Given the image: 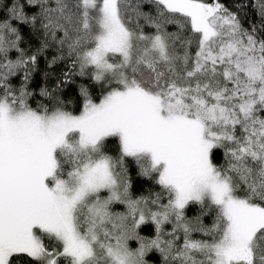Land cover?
Listing matches in <instances>:
<instances>
[{
  "label": "snow or ice",
  "instance_id": "obj_1",
  "mask_svg": "<svg viewBox=\"0 0 264 264\" xmlns=\"http://www.w3.org/2000/svg\"><path fill=\"white\" fill-rule=\"evenodd\" d=\"M0 6V264H149L153 252L162 264H264V0L248 27L243 0L237 11L220 0ZM23 26L40 39L31 54ZM49 48V67L70 59L79 72L41 87L32 107L31 74ZM72 75L101 92L97 102L81 85L79 114L58 94ZM129 158L161 191L133 197ZM149 221L155 236H140Z\"/></svg>",
  "mask_w": 264,
  "mask_h": 264
},
{
  "label": "trees",
  "instance_id": "obj_2",
  "mask_svg": "<svg viewBox=\"0 0 264 264\" xmlns=\"http://www.w3.org/2000/svg\"><path fill=\"white\" fill-rule=\"evenodd\" d=\"M205 2H211V0H205ZM244 3L249 4V7L245 9V11L240 13L241 20L245 27L249 26L251 21H259V17L254 8L251 7V3H254L255 0H243ZM7 3V0H5ZM220 3L224 4L227 8L232 11H237V6L240 3V0H220ZM4 9L0 6V12H3ZM171 30V29H170ZM22 33L24 36V40L21 44L26 51L31 54L39 47L40 39L39 36L34 33L30 27L23 26ZM58 53L55 48L47 49L42 55L38 57L36 70L32 72L29 91L33 93V96L29 98V103L32 107L37 106V102L42 101L43 98L39 96L40 88L43 86L52 89L56 86L57 82H62L64 79V73L66 72H79V67L72 69L70 67L71 60L63 59L55 64H52L49 67V62L52 60L54 56ZM11 58L15 59L16 54L10 53ZM22 73L13 78L12 83L14 85H19L21 82ZM71 83H69L66 87L61 84V88L58 94L65 100L69 101L67 104V110L73 112L74 114H78L81 108L80 103V95H79V87L81 85L89 88L90 94L94 100L98 102L99 97L101 96L99 85L95 84L90 75L80 76V75H72ZM105 151L112 156H117L119 152L118 141L115 138H109L105 142ZM218 160L216 161L218 164H224V155L223 150L221 149L218 152ZM128 174L131 183L130 192L133 197L139 196H147L150 192L155 193L161 191L160 187L155 184L154 180L149 177H144L139 174V169L129 158L128 161ZM115 211H124V206L119 205L113 206ZM200 213V205L198 204H190L186 209V215L189 218H193ZM213 220V215H209L204 217V223L211 224ZM165 230L170 231L171 225H165ZM138 233L140 236L145 238H153L155 236V226L149 221L142 224L138 229ZM195 238H201L199 233L193 234ZM182 242V241H181ZM45 244H52L47 238H45ZM129 245L132 248L138 247V243L135 240L129 241ZM149 264H162V257L158 252L150 253L148 256ZM16 264H33V262L27 256L21 255L16 258Z\"/></svg>",
  "mask_w": 264,
  "mask_h": 264
},
{
  "label": "rangeland",
  "instance_id": "obj_3",
  "mask_svg": "<svg viewBox=\"0 0 264 264\" xmlns=\"http://www.w3.org/2000/svg\"><path fill=\"white\" fill-rule=\"evenodd\" d=\"M79 114V113H78Z\"/></svg>",
  "mask_w": 264,
  "mask_h": 264
}]
</instances>
